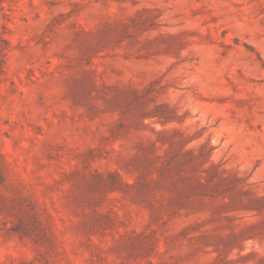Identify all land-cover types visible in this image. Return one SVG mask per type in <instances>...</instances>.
I'll list each match as a JSON object with an SVG mask.
<instances>
[{
  "label": "rangeland",
  "instance_id": "rangeland-1",
  "mask_svg": "<svg viewBox=\"0 0 264 264\" xmlns=\"http://www.w3.org/2000/svg\"><path fill=\"white\" fill-rule=\"evenodd\" d=\"M0 264H264V0H0Z\"/></svg>",
  "mask_w": 264,
  "mask_h": 264
}]
</instances>
